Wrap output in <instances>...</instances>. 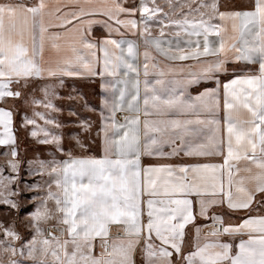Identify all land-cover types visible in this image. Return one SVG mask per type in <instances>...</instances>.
Segmentation results:
<instances>
[{"label": "snow or ice", "instance_id": "1", "mask_svg": "<svg viewBox=\"0 0 264 264\" xmlns=\"http://www.w3.org/2000/svg\"><path fill=\"white\" fill-rule=\"evenodd\" d=\"M165 3L168 12L157 0H140L138 5L129 0H0V103L22 99L25 107L42 104L59 111L49 99L59 98L54 85L40 89L43 101L27 92L30 81L53 77L99 75L104 92H119L118 102L102 99L109 115L101 112L99 157L75 155L71 144L65 148L63 134L41 127L35 117L56 128L62 127L59 122L35 111L33 117L23 116L22 127L33 126L30 136L39 144L54 145L62 158L28 161L29 175L46 174L50 180L24 185L28 191L46 188L43 196L32 197L37 203L27 223L20 221L31 239L16 231V218L7 227L0 222V264H136L138 248L143 264H264V216L248 215L238 225L225 219L250 210L254 202L264 208V0H248L246 6L226 11L220 10V0ZM137 12L139 20L134 18ZM95 25L107 37L97 40ZM153 26L159 27L157 36ZM172 26L177 30L167 35L184 34L195 41L189 39L186 48L179 41L173 46L165 39ZM121 27L143 40V81L136 62L138 43L111 38L113 33L123 35ZM52 28L64 31L50 32ZM49 46L54 55L46 58ZM152 50L169 60H195L199 70L183 79H167L165 71L153 72L158 65ZM97 51L103 53L99 73ZM228 65L239 67L230 72ZM120 69L122 78L103 80L105 75L119 77ZM153 74L158 78L150 80ZM221 75L231 78L222 81ZM202 81H214L215 87L191 96L188 89ZM84 106L89 107L87 102ZM125 110L135 115L118 122L117 111ZM13 115L0 107V146H12L5 155L11 157L7 167L15 174L5 176L0 165V205L9 213L21 206L13 199L19 191L11 187L20 171ZM80 127L85 133L91 130L86 120ZM70 139L75 148L87 149L78 133ZM164 145L171 151L165 153ZM181 154L219 156L222 163L141 166L145 155ZM192 195L195 202L188 198ZM197 217L204 222L198 224ZM57 225L63 226L58 234L52 231ZM111 226L122 229L123 236L111 245L103 243L101 255L93 256V241H106ZM245 234L248 239L235 245L238 251L223 240Z\"/></svg>", "mask_w": 264, "mask_h": 264}, {"label": "rangeland", "instance_id": "2", "mask_svg": "<svg viewBox=\"0 0 264 264\" xmlns=\"http://www.w3.org/2000/svg\"><path fill=\"white\" fill-rule=\"evenodd\" d=\"M30 84L31 87L27 90V92L31 93L37 100L41 101L44 100V95L40 89L45 85H54V90L59 98L50 96L49 99H52L55 108L59 109V111L46 109L42 104L35 106L29 105L28 107H25L22 99H18L12 104L14 110V133L16 136V147L18 149V156L16 159L20 162V171L19 179L16 183L11 185V187L14 190L19 191V195L13 197V199L19 201L21 206L19 210H12L11 213H9L7 206L0 205V222H3L7 227L11 220L16 218V231H18L21 236L25 238V240L31 239L30 230L25 228L20 221H25L27 223L28 215L35 210V204L37 203V201L32 200V197L37 195L43 196L46 193V188L42 187L40 189L28 191L24 188V185L25 183H35L38 180H50L46 174L43 177L29 175L28 161L35 160L37 158L49 161L54 157L57 159H61L62 157L60 153L55 151L54 145L39 144L35 138L30 136L29 133L33 129V126L28 125L27 127H22L23 116L27 114L29 117H33V111H35L44 114L47 119H53L59 122L62 127L56 128L55 125H45L43 120L39 117H35L37 124L41 127H44L53 133L63 134L65 148L67 149L71 144L74 148V154L77 156L88 155L99 157L102 155L100 148L101 136H97V132L100 130L102 122L100 113L103 105L102 101L97 99L99 94L97 87L93 84L81 82H65L63 83V86H61L56 84L54 81L50 82L39 79L30 81ZM33 89H35V91H33ZM69 97H72V99H69ZM85 102L89 105L88 108L84 106ZM90 108L95 110H90ZM72 112H75L76 115H71L70 113ZM84 120L91 124V130L89 133H85L80 127V122ZM77 133L79 134L81 140L87 144L88 147L86 150L75 148V142L70 139L71 136ZM93 141H95V143H93ZM9 151V148H0V165L4 166L5 176L15 175L14 173H11V170L7 167V161L11 159V157L5 155V153H8ZM50 206H52V202H50ZM258 212H264V208H259ZM52 231L57 234L60 232V229H52ZM204 231L206 232L207 229ZM192 232L193 229H189V238H191ZM0 239H3L2 235H0ZM20 243L21 242L19 241L16 242L17 247H19ZM5 259H7V257H5ZM137 263L141 264V260L139 259Z\"/></svg>", "mask_w": 264, "mask_h": 264}, {"label": "crops", "instance_id": "3", "mask_svg": "<svg viewBox=\"0 0 264 264\" xmlns=\"http://www.w3.org/2000/svg\"><path fill=\"white\" fill-rule=\"evenodd\" d=\"M50 3H55L56 0H49ZM63 2V0H62ZM133 2H135L137 5L139 4L140 0H129V4H132ZM248 0H220V10L221 11H226V10H238L244 6H246ZM157 3L160 4L164 10L166 12L169 11V8L167 6V4L165 3V0H157ZM195 6V5H193ZM67 10V9H66ZM185 12H187V9H184ZM122 19L126 18V17H121ZM135 19L139 20L140 19V15L139 12L136 13ZM179 18V17H177ZM100 19H106L104 17H100ZM76 22L73 21V24H75ZM110 23H114L111 22ZM67 27L71 28L72 25H68ZM152 34L153 36H157L159 34V27L158 26H153L152 27ZM177 30L175 28V26H172L171 29H166V36L165 39L167 40H171L173 41V46H175V43L177 41L180 42V46L186 48L187 47V41L189 39H192L193 41H195V37H188L187 35L182 34L181 36L177 37L175 35H167L168 31H175ZM50 32H63L64 29L62 28H52L49 30ZM121 33H123V35H119L116 33H113V35L111 36L112 39H126V40H133L136 41L139 45L138 47V57H137V65L141 71V76L140 79L141 81H143L144 77H143V63H144V57H143V51H144V44H143V40L142 38L139 36V34L137 35H133L131 32L125 30L123 27L120 28ZM92 35L97 39H102L107 37L108 33L107 31L102 28L99 25H95L93 27V32ZM82 55H86L87 59H92V57L90 55H87V53L82 52ZM54 53L52 52L50 46L48 48H46V53L45 56L46 58H48L49 56H53ZM69 55H71L69 53ZM152 55L155 57V59L153 60V63H156L158 65V68L153 70V72L158 71V70H163L166 73H168V76L166 77L167 79H183L187 76V74L189 72H196L199 70L198 68V64L197 61L192 60V59H188V60H184V61H180V60H169L168 58L159 55L158 53L155 52V50H152ZM97 57H98V62L96 64L95 67V71L97 73L101 72L103 70V53L100 51H97ZM203 59V58H202ZM211 59V58H208ZM233 67H239L238 65H228L229 71L231 72ZM253 68H255L256 66H252ZM123 72L124 69H120V76L113 78L110 76L105 75L103 80L104 81H113L114 79H119L123 77ZM158 77H156L154 74L150 75L149 79L150 80H154ZM231 76H220V79L222 81L230 79ZM60 79H63V83L65 82H71V83H76V82H81V83H87V84H93L95 87L98 88V100L100 99V101H102L103 98H107L109 100L110 103L112 102H118V98H119V92H104L103 89L101 88V84H102V78L99 75L90 77V76H73V77H53V78H45L43 80H47L50 82H55L56 84L60 85ZM38 80V79H37ZM40 80V79H39ZM11 87L15 90L17 88V85L12 84ZM120 87V86H118ZM215 87V83L214 81H202L199 85H196L194 87H190L188 89L189 93L191 94V96L195 97L196 95H198L200 92L204 91L205 88H214ZM97 97V95H96ZM95 97V99H96ZM142 98H143V84H141V100H140V104L142 106ZM131 97L126 96L125 98V103H124V109L127 108V102L128 100H130ZM18 99H12V98H7L5 102L0 103V107L6 108L11 110L14 113L12 104L14 101H17ZM97 100V101H98ZM102 106V105H101ZM102 111L104 113L105 116L109 115V112L103 108L102 106ZM101 111V112H102ZM101 114V113H100ZM125 115H129V116H134L135 113H129L126 110L125 111H117L116 113V120L118 122H123V117ZM221 118L223 116V113L221 112ZM154 118V117H153ZM175 118V117H172ZM190 118H194V117H190ZM141 119L143 120V115L141 114ZM13 129H15L14 127V115H13ZM202 142V141H201ZM12 146L7 145V146H0V148H11ZM163 151L165 153H168L171 151V146L169 145H164L163 147ZM196 163H222V159L219 156H210V157H187L184 156L183 154H181L180 156H165V157H161V156H157V155H153V156H142L141 157V166L142 167H148V166H159V165H182V164H196ZM161 198H163V196H161ZM190 199H193V201L195 202L196 197L194 195L188 197ZM159 206V205H157ZM146 207V206H145ZM194 208L198 209V205L194 204ZM259 211V207L257 206V204L254 202L251 209L250 210H241L235 213H231L230 214V218L226 217V223L228 224H233V225H238L239 223H241V218H245L248 215L251 216H264V212H258ZM204 221H202L201 218L197 217V223H203ZM62 226H56L55 228H52L53 230L55 229H60L61 230ZM189 229H193L191 225H189ZM58 234V233H57ZM123 236V231L122 229L118 228L117 226H111L110 227V232H109V238L104 241L101 240V238L97 237L94 241H93V248H92V255L99 257L101 255V253L104 251V249L101 247V245L103 243H107L109 245H111L112 241L117 238V236ZM248 239L247 234L243 235V237L241 236H237L235 239L229 238V237H224L223 240L225 242H230L233 243L234 245V249L233 251H238V248L235 247V245H238L240 242V239ZM157 244H159V241H155ZM142 246V244H141ZM189 250L188 247H186L185 251L187 252ZM102 251V252H100ZM136 255H135V261L136 264L137 261H139V259L141 260V264H143L142 258H141V254L139 252V248L137 249Z\"/></svg>", "mask_w": 264, "mask_h": 264}]
</instances>
